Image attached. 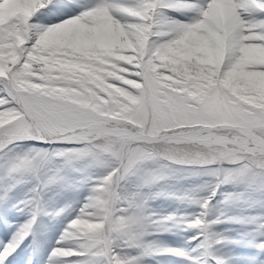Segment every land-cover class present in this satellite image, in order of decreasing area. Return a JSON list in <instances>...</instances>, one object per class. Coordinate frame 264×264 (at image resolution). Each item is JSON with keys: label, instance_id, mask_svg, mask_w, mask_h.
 <instances>
[{"label": "snow or ice", "instance_id": "snow-or-ice-1", "mask_svg": "<svg viewBox=\"0 0 264 264\" xmlns=\"http://www.w3.org/2000/svg\"><path fill=\"white\" fill-rule=\"evenodd\" d=\"M237 202L264 208V0H0V264H235L225 221L264 264V211L212 214Z\"/></svg>", "mask_w": 264, "mask_h": 264}, {"label": "rangeland", "instance_id": "rangeland-1", "mask_svg": "<svg viewBox=\"0 0 264 264\" xmlns=\"http://www.w3.org/2000/svg\"><path fill=\"white\" fill-rule=\"evenodd\" d=\"M97 174H99V173H97ZM209 179H211V178L210 177H200V178L194 179V180L181 181L180 183L175 185V190H182L184 187H187L190 184L200 183L203 180H209ZM128 187H129V190H131V185H129ZM228 190H231V189H228ZM217 196H219V195H217ZM162 197L163 196H160L156 199H161ZM156 199L150 201V205H151L152 210H153L152 204ZM215 201L216 200H214L213 203H215ZM160 204L162 205V204H164V202H161ZM161 208H164L163 205L161 206ZM223 208L224 209H233L235 211L248 212V213H257V212L264 211V208H261L259 206H254L251 204H245L242 202H237V203H234L232 205H229V206L223 207ZM184 211L191 212V211H193V209L192 208H186L183 204L178 202L176 199L172 198V204L169 206V208L165 209L163 213H157V214L158 215H167V214L173 213V212H184ZM226 213L229 214V212H226ZM229 216L245 217L246 215L240 216L239 214H235V213L231 212L229 214ZM229 216L226 215L225 217H229ZM226 222L229 224H227ZM230 224L235 225L237 227H242V228H240V232L238 234V237H239L238 241H241L242 243H239L238 246H228V247H226L225 250L229 251L232 255L239 257V259L235 262V264H247L246 258L250 255L255 254V252H256L255 248L248 247L246 245V243L243 242V241L251 238L250 229L252 228V225L246 224V223H235V222L225 221L224 223L222 222V223L215 225V230L217 232L222 233L223 235L234 240V238L229 235L230 233L235 231V229L233 227H231ZM11 231H12V228H11ZM190 235H193V232H191V231L181 232L178 229H173L172 231L165 233L163 236H161L160 239L163 240L164 242L170 244L171 246L178 247L183 243L185 238L187 236H190ZM192 243H195V241H193ZM146 264H154V261H151V260L146 261Z\"/></svg>", "mask_w": 264, "mask_h": 264}]
</instances>
